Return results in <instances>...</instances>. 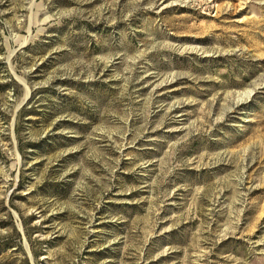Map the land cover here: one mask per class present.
Returning <instances> with one entry per match:
<instances>
[{
	"label": "rangeland",
	"instance_id": "374dc122",
	"mask_svg": "<svg viewBox=\"0 0 264 264\" xmlns=\"http://www.w3.org/2000/svg\"><path fill=\"white\" fill-rule=\"evenodd\" d=\"M0 264H264V0H0Z\"/></svg>",
	"mask_w": 264,
	"mask_h": 264
},
{
	"label": "bare ground",
	"instance_id": "6f19581e",
	"mask_svg": "<svg viewBox=\"0 0 264 264\" xmlns=\"http://www.w3.org/2000/svg\"><path fill=\"white\" fill-rule=\"evenodd\" d=\"M19 82L24 85V83L21 80H19Z\"/></svg>",
	"mask_w": 264,
	"mask_h": 264
}]
</instances>
